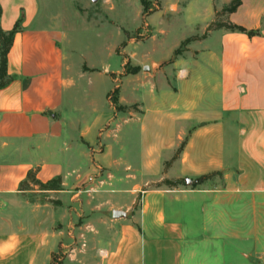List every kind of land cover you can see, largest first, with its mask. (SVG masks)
Returning <instances> with one entry per match:
<instances>
[{"label": "crops", "instance_id": "0c3cea01", "mask_svg": "<svg viewBox=\"0 0 264 264\" xmlns=\"http://www.w3.org/2000/svg\"><path fill=\"white\" fill-rule=\"evenodd\" d=\"M232 1L208 0L182 53L127 74L76 65L40 0H0V29L18 28L0 89V264H53L65 246L73 264H264V0L216 17ZM219 19L254 35L208 31ZM29 171L58 190H21Z\"/></svg>", "mask_w": 264, "mask_h": 264}, {"label": "rangeland", "instance_id": "374dc122", "mask_svg": "<svg viewBox=\"0 0 264 264\" xmlns=\"http://www.w3.org/2000/svg\"><path fill=\"white\" fill-rule=\"evenodd\" d=\"M40 1L48 23L63 32L66 39L64 48L76 51L72 56L73 61L78 62L76 65L98 71L106 68L111 72L124 66L123 73L127 74L135 71L133 66L140 67L147 62L145 73H148L152 63L171 58L175 49V55L178 51L182 53L186 45L181 44L185 39L199 35L209 17L208 0ZM139 84L134 78L123 84L122 100L125 104L134 101ZM188 186L186 184L185 188ZM46 202L49 201L38 193L28 194L27 203L38 205ZM67 218L59 229L67 226L71 233L72 227H77V219ZM81 220L80 225L87 222V218ZM71 236L74 235L71 233ZM72 243L82 251L84 244L76 243V240ZM65 247L56 255L53 264H73L67 260L72 249Z\"/></svg>", "mask_w": 264, "mask_h": 264}, {"label": "trees", "instance_id": "16d2710c", "mask_svg": "<svg viewBox=\"0 0 264 264\" xmlns=\"http://www.w3.org/2000/svg\"><path fill=\"white\" fill-rule=\"evenodd\" d=\"M240 4V0H234L232 1L228 6L224 7L220 13L216 15V17L224 16L232 14L237 7ZM212 29H224L231 33H242L246 34L247 36H253V33H247L244 29L241 27H237L234 25H231L229 23H224L220 21L213 22L209 28L208 31ZM18 28L15 27L10 32H3L0 29V89L6 87L9 82L11 81V78L7 75V55L9 53V50L11 48L13 37L15 33L17 32ZM197 40V38L192 39ZM191 40H186L181 46H184L188 44ZM181 51H178L176 55H179ZM117 93V88L112 92V94L109 96L111 99V103L114 101L115 95ZM183 143L180 145V147L177 149L176 154L173 157V160L178 156V154L181 152L183 148ZM169 164L166 165L168 167ZM60 184V179H55L49 183L41 184L35 179V172L29 171L27 174L26 179L21 183L20 188L21 190H31L30 186L37 187L40 191H51V190H58ZM161 186H165L167 188H177L178 186H186V183L184 181H169V180H163L159 184H156L155 187L159 188Z\"/></svg>", "mask_w": 264, "mask_h": 264}, {"label": "water", "instance_id": "95a60500", "mask_svg": "<svg viewBox=\"0 0 264 264\" xmlns=\"http://www.w3.org/2000/svg\"><path fill=\"white\" fill-rule=\"evenodd\" d=\"M119 214L115 213L114 216L117 217Z\"/></svg>", "mask_w": 264, "mask_h": 264}]
</instances>
